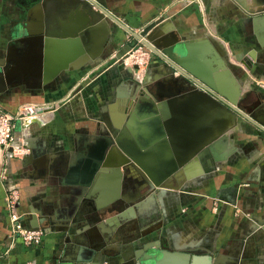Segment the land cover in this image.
Segmentation results:
<instances>
[{
  "label": "crops",
  "instance_id": "crops-1",
  "mask_svg": "<svg viewBox=\"0 0 264 264\" xmlns=\"http://www.w3.org/2000/svg\"><path fill=\"white\" fill-rule=\"evenodd\" d=\"M69 1L0 0V60L2 52L10 56L13 78L0 93V106L16 111L26 102L55 105L44 121L19 125L17 132L23 133L29 149L25 157H10L0 148V167L7 169V177L0 176V264H99L101 255L92 258L91 246L100 243L117 249L102 257L108 264L123 260L117 253L124 244L120 226L111 235L105 233L106 242L90 224L92 217L68 219L66 211L72 181L93 165L109 134L106 124L123 129L122 145L130 152L141 149L144 164L159 176V168L181 164L176 151L188 149L185 145L202 135V127L204 140L209 139L211 113L194 98L175 97L171 108L157 106L151 119L137 102L136 85L155 89L159 84L165 93L174 91L175 82L164 79L162 61L154 57L143 76L136 78L134 69L129 75L125 71L130 67L117 55L132 42L131 36L111 20L89 27L82 38L69 36L86 17L73 2L78 0ZM97 1L136 31L167 15L160 23L163 34L188 40L199 58L212 55L216 63L223 59V68L245 95L243 103L259 100L264 105V0ZM43 38L49 40L46 45ZM96 70L102 73L86 82L85 75ZM171 114L172 140L164 127ZM152 139H157L154 147L148 145ZM114 154L115 145L106 153L107 165ZM200 159L203 170L214 169L195 173L181 190H161L156 203L162 226L156 225V235L142 238L151 228L147 226L129 227L132 235L125 231L133 243L123 250L127 258L134 257L143 242L160 237L174 250L208 253L212 264H264V132L239 117ZM100 170L106 193L117 190L121 197L131 196L122 181L107 178L108 168ZM10 188L20 193L23 224L29 227L39 218L44 231L39 244L11 240L4 201ZM93 205L88 198L80 207L86 212ZM132 213L129 218L136 215ZM164 253L171 255L165 264H178L175 254L181 252Z\"/></svg>",
  "mask_w": 264,
  "mask_h": 264
},
{
  "label": "water",
  "instance_id": "water-1",
  "mask_svg": "<svg viewBox=\"0 0 264 264\" xmlns=\"http://www.w3.org/2000/svg\"><path fill=\"white\" fill-rule=\"evenodd\" d=\"M68 2L70 1L68 0ZM73 2L81 7L86 17L82 24L73 26L70 29L69 36L76 37L80 35L82 38L89 27L93 25L99 27L104 25V20H111L134 39L120 48L117 55L118 58L135 41H139L151 51L152 56L162 61V64L167 69L164 79L169 84L175 82L174 91L165 93L159 84H157L155 89H148L146 83L143 85L137 83L136 85V90L138 89L139 92L137 102L142 108L144 107V111L151 119L156 117L157 106L160 107L168 104L171 108L175 97L194 98L208 107L211 113L208 132L206 128V134H209L208 141L204 140L205 132L202 127V135L197 134L189 142V145H185L188 149L176 151V155L178 156L177 161L181 164L168 167L160 176L153 174V170L144 164L143 160H145L146 154L141 153V149L137 152H130L122 147L120 138L123 134V129H113L106 124L109 134H106L105 142L96 159H94L93 165L83 173L82 178L72 181V186L69 190L72 196L68 198L69 202L66 211L68 219L80 215L92 217L90 224L95 225L101 234H103L105 241L108 242L109 240H107L105 233L111 235V232L115 231L120 222L126 218L127 211L133 212V209L139 207L142 203L149 201L156 202L159 200L158 195L161 190H181L185 181L193 177L192 175L196 176L203 171L208 172L213 170V166L205 168V170L201 168L199 162L201 160L200 154L204 150L207 151L212 142L222 137L228 128L236 124L239 117L264 132V105L259 100L252 103H243L245 99L244 93L237 89L233 81L229 79V74L224 75L221 72L222 69H227L223 68V59H220L216 63L215 57L212 55H209L206 59L199 58L195 55L188 40L181 38L174 39V37L163 34L160 23L167 18V15L160 16L157 20L136 31L111 14L97 0H78ZM42 40L45 45L49 41L47 38H43ZM251 56L253 57V55ZM136 68V65L133 66V69ZM9 69H12L10 56L2 52L0 60V93L7 90L13 83ZM128 70L131 71L132 69L128 68ZM175 72L178 74H175ZM131 97L135 99L134 94ZM128 102L130 101L128 100ZM233 118L235 122L232 121L233 124H231ZM173 124H175V120L171 114V118L164 122V127L170 140H172L171 129L173 128ZM16 130H19V121L16 122ZM151 141L148 145L154 147L157 139H152ZM114 145L118 155L114 154L112 160L107 165V161L105 160L106 153ZM101 168L109 169L110 176L107 178H113L116 183L122 181L125 186L130 187L133 190L131 196L121 197L117 190L116 192L108 191L106 193V187L103 184L105 177L102 179L101 171L103 170H100ZM88 198H93L94 205L91 210L84 212L80 204L84 199ZM126 204L128 206L121 208L122 205ZM109 209H114L115 211L113 214L111 213L114 216L110 219L107 213ZM34 220V224L29 227L32 229L40 228L39 218L36 216L38 224H35ZM107 226H110L111 229L109 230ZM89 241H91L90 238ZM141 246L133 258V264H144L143 258L145 255L155 257L161 250L184 253L186 258L182 264H212L208 253L197 255L195 253L191 254L187 249L172 250L170 244L167 247H162L159 238L151 242H144L143 247ZM91 247L92 258L98 255L109 256L113 249L110 245L101 243L98 246L92 245Z\"/></svg>",
  "mask_w": 264,
  "mask_h": 264
},
{
  "label": "built area",
  "instance_id": "built-area-1",
  "mask_svg": "<svg viewBox=\"0 0 264 264\" xmlns=\"http://www.w3.org/2000/svg\"><path fill=\"white\" fill-rule=\"evenodd\" d=\"M140 48L142 47L140 46ZM129 52H127L128 56L123 61L133 57ZM145 54L149 55L151 52H145ZM134 59L129 61L131 67L137 66L142 60L137 56ZM54 110L55 105L47 102H26L16 111H8L0 106V148L5 150L10 157H25L29 149L25 143L23 133L16 130V122L19 121L21 128H25L33 122H38V120L44 121L54 113ZM0 176L7 177L6 167H0ZM19 198L20 193L17 188H10L5 192L4 201L8 216L9 236L11 240L19 238L27 246L39 244L44 231L41 228L32 229L23 224L24 215L19 210Z\"/></svg>",
  "mask_w": 264,
  "mask_h": 264
},
{
  "label": "rangeland",
  "instance_id": "rangeland-1",
  "mask_svg": "<svg viewBox=\"0 0 264 264\" xmlns=\"http://www.w3.org/2000/svg\"><path fill=\"white\" fill-rule=\"evenodd\" d=\"M133 39V38H132ZM134 40V39H133ZM127 43V42H126ZM125 43V44H126ZM140 46L142 48H140ZM122 48V47H121ZM130 51V55H132L133 57L131 59H127V61H123L124 59L127 58L128 54L127 52ZM144 52V54H142ZM145 52L149 53L151 52L146 46H144L142 43H140L139 41H135V43L133 45L130 46V48L128 50H126V52H124L119 58L117 59H120L121 61L120 62H124L128 67H130L132 70H133V66L131 67L129 65V61L131 60H135V56L139 57V59L141 58V62L138 63L137 65V68L133 70V75L138 78L137 76L138 75H144L147 68L149 67L152 59H154V56H152L151 54H145ZM116 59V58H114ZM109 63V62H107ZM119 64V63H118ZM101 69L102 71H104V67L101 66ZM101 70H96V71H91V72H88L86 75H85V81L86 82H90L91 80L95 79V77H97V73L98 75L102 72H99ZM127 72L129 75L132 74V71H129L128 69L125 71ZM74 94V93H73ZM71 94V96L73 95ZM239 119V118H238ZM161 191H159V195H160ZM158 195V196H159ZM160 200V198H159ZM160 216V215H159ZM161 225L162 226V221H161V218H158L156 221H154L152 224L148 225L147 227H151L150 230L146 231L144 236L141 235L142 238L144 237H147V236H151V235H156L157 234V226L156 225ZM130 227V224H127L125 226L122 227V229L120 230V233L119 234L123 235V246H120L121 249L119 252H117L118 254H122V261L119 262V263H116V264H133V257L130 258V257H126V255H124L123 253V250L126 249V248H132L133 247V243L131 242V240H129L127 237H125V231H127V229ZM129 232L130 235L133 234L134 230L132 231L131 229H128L127 233ZM121 235V237H122ZM173 236V235H171ZM171 245V243H170ZM172 246V245H171ZM102 248V247H101ZM172 250H174L173 248H171ZM99 250V249H98ZM164 252H172V251H167V250H161L158 252V254H161V253H164ZM103 256H100V263L99 264H108L109 262L107 260H104L102 258ZM145 257H150L149 255H145ZM145 257L143 258V260L145 259ZM104 260V261H103Z\"/></svg>",
  "mask_w": 264,
  "mask_h": 264
},
{
  "label": "flooded vegetation",
  "instance_id": "flooded-vegetation-1",
  "mask_svg": "<svg viewBox=\"0 0 264 264\" xmlns=\"http://www.w3.org/2000/svg\"><path fill=\"white\" fill-rule=\"evenodd\" d=\"M141 200V199H139ZM124 206H128L126 205H122L121 208H124ZM115 212L114 209H109L107 211L108 214H111ZM133 212H135V216L130 217L128 216V214L130 215V213H132L131 211H127L126 213V217L122 222H120V228L122 229L123 226L130 224V227H135V228H140V227H146L150 224H152L154 221H156L159 218L160 215V209L157 205V203L155 201H149L146 203H142L139 207H135L133 209ZM133 214V213H132ZM97 215V214H95ZM94 215V216H95ZM122 226V227H121ZM156 239V238H155ZM153 239V240H155ZM153 240H147L146 242H151ZM159 240L161 242L162 247H167V241L163 238L159 237ZM144 243V242H143ZM143 243L139 246L143 247ZM112 252L116 253L117 249L115 247H112ZM135 257V255H134ZM133 257V258H134Z\"/></svg>",
  "mask_w": 264,
  "mask_h": 264
},
{
  "label": "bare ground",
  "instance_id": "bare-ground-1",
  "mask_svg": "<svg viewBox=\"0 0 264 264\" xmlns=\"http://www.w3.org/2000/svg\"><path fill=\"white\" fill-rule=\"evenodd\" d=\"M222 74H224V75H228L229 73H228V70H224V72L222 73ZM228 77H229V75H228ZM230 80H231V78H229ZM234 122V120L232 119L231 120V124H233V122ZM103 143L105 142V139H103V141H102ZM121 143V145H122V142H120ZM122 147L124 148V149H126L127 150V148H125V146H123L122 145ZM170 167V166H169ZM168 167H165V168H159L160 169V172L162 171L163 173L165 172V170L167 169ZM150 170V169H149ZM75 173V172H74ZM162 173V174H163ZM77 176V175H76ZM83 177V176H82ZM81 176H79V179L80 178H82ZM72 178H75V177H72ZM71 178V179H72ZM129 190H131V193H133V190L130 188ZM136 193H138L137 191H136ZM35 221V220H34ZM35 224H36V221H35ZM113 232V231H112ZM176 256H177V263L178 264H182L184 261H185V258H186V255L184 254V253H176L175 254ZM171 255H168V254H166V253H164V254H160V255H156L155 257L154 256H152V255H150V257H145V259L143 260V263L144 264H165V260L167 259V258H169ZM174 256V255H173Z\"/></svg>",
  "mask_w": 264,
  "mask_h": 264
}]
</instances>
